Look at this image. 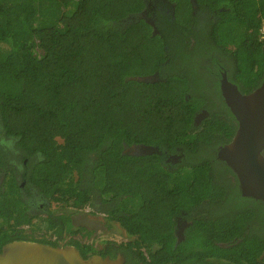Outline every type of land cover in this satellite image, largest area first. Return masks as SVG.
<instances>
[{"label": "trees", "instance_id": "16d2710c", "mask_svg": "<svg viewBox=\"0 0 264 264\" xmlns=\"http://www.w3.org/2000/svg\"><path fill=\"white\" fill-rule=\"evenodd\" d=\"M152 4L154 34L143 17L123 22L146 0H0V251L12 240L55 246L68 236L63 245L84 258L109 254L76 237L85 227L69 213L99 200L136 236L119 246L128 264H264V202L216 177L234 173L205 151L236 123L218 81L203 78L224 72L243 93L262 82L264 0ZM81 17L82 27L68 23ZM154 72L156 80L138 79ZM201 109L208 115L196 126ZM132 143L161 154L125 153ZM176 147L183 162L170 166L164 152ZM30 187L57 208L30 214ZM205 198L211 209L194 212ZM181 210L192 226L175 244Z\"/></svg>", "mask_w": 264, "mask_h": 264}, {"label": "water", "instance_id": "95a60500", "mask_svg": "<svg viewBox=\"0 0 264 264\" xmlns=\"http://www.w3.org/2000/svg\"><path fill=\"white\" fill-rule=\"evenodd\" d=\"M195 4V0H191ZM141 14L123 20H138ZM145 20L158 32L151 19ZM156 75L141 76L142 81H153ZM154 78V79H153ZM221 96L234 116L237 126L232 138L218 152V157L235 174L242 196L264 202V79L247 93L228 81L225 73L220 80ZM139 154H149L154 147L138 145ZM225 245V244H221ZM124 258H111L93 254L82 257L79 249L71 244L50 245L29 240H12L0 251V264H122Z\"/></svg>", "mask_w": 264, "mask_h": 264}, {"label": "flooded vegetation", "instance_id": "af4514ba", "mask_svg": "<svg viewBox=\"0 0 264 264\" xmlns=\"http://www.w3.org/2000/svg\"><path fill=\"white\" fill-rule=\"evenodd\" d=\"M153 1L155 2V1H159V0H146V6L144 7V9L141 12L135 13V14H131V15H128V16H134V15H137V14H141V16L143 18L150 19L149 18L150 16H148V12L152 11V9L154 8V6H152L153 5L152 4ZM205 73H206V71H205ZM205 73H203L204 81L207 82V84L210 87H214L215 81H218V84L220 86V80L222 79V74L224 72H221V75L219 77L215 73H209L208 76H204ZM154 74L156 76L154 77L155 79L154 78L153 79L156 80L157 76H158L157 72H154L153 75ZM148 75H150V74H148ZM219 92H220V87H219ZM220 94H221V92H220ZM207 115H208V113H207V110H205V109H201L200 111L196 112L194 114V124L196 126H198L200 124V122ZM235 123H236V126H237L236 120H235ZM229 140L226 139L225 140L226 142H222V143H219V144L218 143H214L212 145V147L211 146H207L205 148V151L207 153L215 155V158L218 160V162L217 161L215 162L217 166H224V164H225V162L218 157V152L226 143H228ZM140 144L152 146V147L155 148L152 153L158 152V153L161 154V151L159 150V148L157 146L150 145V144H144V143H132L130 145H124V150L123 151L125 153H129V154L137 155V156L145 155V154H139V152H138V150L136 148ZM152 153H149V154H152ZM183 158H184L183 148L182 147L181 148L180 147H176V150L173 151V152H167V151L164 152L163 161L164 162H168L170 166H175V165L177 166L179 164H182ZM219 168L220 167H218L216 169H219ZM19 170H21V167H20ZM224 171H226V173H224V172H221V173L216 172L215 176L218 177V178H222L223 177L226 180H229V183H231L232 185L235 186L236 179H237L236 176H234L235 174L233 175L232 173L227 172V170H225V168H224ZM2 174H3V172H0L1 180H2ZM0 183H1V181H0ZM20 186H23V184L21 183ZM226 190H228V188ZM29 192H30L29 194H26L23 191L22 196H23V199L28 203V206H29L28 211H29L30 214L36 215V214H40V213H49V212L52 211V209H51V204L52 203L50 202V200L48 198H46L44 195L40 194L36 188L30 187V191ZM212 201H213L212 198L203 199L202 203L204 205L193 206V208L195 210L194 212H198V210H199V211H201L200 212L201 215L202 214L206 215L208 210L211 209V206H209V204H211ZM87 206H89V205H86L84 207L79 208L77 210V212L82 210L83 208H85ZM103 206L104 205L102 203L100 206H98L100 209L97 208L100 211L99 215H101L99 217V219L101 221V227L103 229L102 233L106 234L107 231L112 230L113 229V225H115V226L118 225L120 228H122L116 221H113V220L109 219L108 215L104 211L101 210L103 208ZM190 210H192V206L190 208H188V211H190ZM186 214H187V212L185 210H181L180 214L176 215L175 218H174L175 224H174L173 235L175 237V244H179V243H181V242L186 240V235H187L186 233L189 230V228L192 226V219H190V216L187 217ZM190 215H191V213H190ZM82 232H84V231H82ZM121 233L123 235L121 236L120 240H113L111 238H103L101 241H99L97 243H94V242H89V243H93V246L96 248V250L102 251L104 253H105V251L110 249L111 251H109V254L105 253V256H109L110 257L113 253H115L114 256L111 257V258H116L118 256H122L124 258V262L122 264H128V261H127V259L125 257V254L120 250L119 246H120V244H127L128 242L134 241L136 239V236L134 234H128L123 228H122ZM80 236L84 237L82 235H80ZM46 238L53 240L55 237L52 234H47ZM155 245H156V242L154 241L152 246H155ZM142 250L144 251L143 254L145 256H148V253L145 251L147 249H145L143 247ZM93 254H97V253L88 254L87 257H89V256H91ZM98 255H100V254H98ZM105 256H103V257H105ZM131 262L132 261L130 260L129 264H132Z\"/></svg>", "mask_w": 264, "mask_h": 264}, {"label": "rangeland", "instance_id": "374dc122", "mask_svg": "<svg viewBox=\"0 0 264 264\" xmlns=\"http://www.w3.org/2000/svg\"><path fill=\"white\" fill-rule=\"evenodd\" d=\"M124 21V20H123ZM130 21H126L125 24L129 23ZM68 23L72 26L74 25L75 28L82 27L83 24L85 23V19L81 17L78 22L75 21L74 18L69 19ZM118 25H123V23H118ZM0 181H1V175H0ZM101 205V202L99 200H95L94 205H89L85 208H83L80 211L76 212H69L72 215V219L74 222V225L80 226V227H85L84 232L85 236L81 237L80 235H77L76 237L80 239L82 242H94L97 243L101 241L103 238H111L113 240H120L121 236L123 235L121 233L122 228H120L118 225H113V229L110 231H107L106 234H103V229L101 227V221L99 217L100 211L97 209L99 208L98 206ZM55 204H51V209H56ZM100 209V208H99ZM32 212V211H31ZM90 231V234L86 235L87 232ZM68 236L64 239L59 240V245H63L66 243Z\"/></svg>", "mask_w": 264, "mask_h": 264}, {"label": "built area", "instance_id": "2783aa9c", "mask_svg": "<svg viewBox=\"0 0 264 264\" xmlns=\"http://www.w3.org/2000/svg\"><path fill=\"white\" fill-rule=\"evenodd\" d=\"M262 37L264 38V27L262 28Z\"/></svg>", "mask_w": 264, "mask_h": 264}]
</instances>
